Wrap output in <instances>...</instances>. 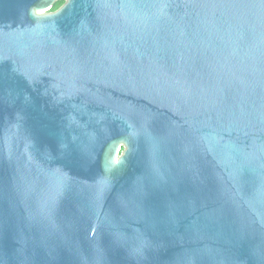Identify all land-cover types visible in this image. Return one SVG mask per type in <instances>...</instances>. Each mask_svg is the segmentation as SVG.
Listing matches in <instances>:
<instances>
[{
	"label": "water",
	"instance_id": "1",
	"mask_svg": "<svg viewBox=\"0 0 264 264\" xmlns=\"http://www.w3.org/2000/svg\"><path fill=\"white\" fill-rule=\"evenodd\" d=\"M0 0V264H264V0Z\"/></svg>",
	"mask_w": 264,
	"mask_h": 264
},
{
	"label": "trees",
	"instance_id": "2",
	"mask_svg": "<svg viewBox=\"0 0 264 264\" xmlns=\"http://www.w3.org/2000/svg\"><path fill=\"white\" fill-rule=\"evenodd\" d=\"M64 2H65V0L57 1L52 7V11L57 10L60 6H62L64 4Z\"/></svg>",
	"mask_w": 264,
	"mask_h": 264
}]
</instances>
